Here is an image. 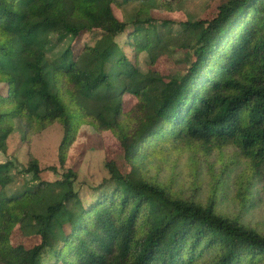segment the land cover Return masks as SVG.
Returning a JSON list of instances; mask_svg holds the SVG:
<instances>
[{"label": "trees", "instance_id": "obj_1", "mask_svg": "<svg viewBox=\"0 0 264 264\" xmlns=\"http://www.w3.org/2000/svg\"><path fill=\"white\" fill-rule=\"evenodd\" d=\"M185 2L0 0V152L17 120L24 140L63 131L58 167L0 162V264H264L246 216L264 195V0ZM104 132L124 169L107 157L84 201L77 166Z\"/></svg>", "mask_w": 264, "mask_h": 264}, {"label": "rangeland", "instance_id": "obj_2", "mask_svg": "<svg viewBox=\"0 0 264 264\" xmlns=\"http://www.w3.org/2000/svg\"><path fill=\"white\" fill-rule=\"evenodd\" d=\"M207 0H186L185 6L195 12L196 15H203L205 11L213 12L217 5L218 0H213L210 2V6L206 8ZM207 3V2H206ZM153 15L158 18L163 17L164 19L179 17L181 12L172 11L168 12L167 10L159 9L155 10ZM87 38V37H85ZM126 54L133 59V52L128 47H123ZM173 62V67L177 70H184L188 65L189 57L188 54H174L171 59ZM140 65L142 70L150 75L153 74V70L144 64L140 60ZM2 85V84H1ZM7 86L2 85L1 90L5 91ZM24 127L21 124L20 120L15 121L14 131L9 135L7 139V153L0 152V162L11 159L14 161V164L17 169H22L26 164L29 155L35 156L38 159L39 165L45 167L48 165H55L58 167V146L61 142L63 131L60 124H53L49 127H46L41 133L35 134L30 139H23ZM121 150L118 147L117 140L108 132L101 133L96 138L89 136L88 142L85 144V152L83 158L79 165L77 166L78 177L75 181V190L78 191L81 198L86 201L92 195L93 187L97 186L100 183L108 178L109 174L105 168V159L107 157L115 158L120 167H123L121 164L123 162ZM187 155V154H186ZM197 157L202 162L200 163V168L206 173L204 160L200 158V155L197 154ZM215 156H211V160H214ZM212 163V162H211ZM72 165V161H70ZM179 170L182 169V166L178 167ZM124 169V167H123ZM164 170V169H162ZM154 172V171H152ZM27 181L30 182V174L23 176ZM45 178L55 179L57 174L52 172H46ZM22 190V180L16 179L11 186H9V191L11 193H19ZM221 195V194H220ZM228 195L232 196V187L229 190V187H226L221 199L224 201L222 206L230 207V202L228 200ZM249 221L252 224H263L264 225V195H259L255 201V206L250 209L246 215ZM14 238L18 242L30 243L35 242L36 239L32 237H24L18 228L14 229Z\"/></svg>", "mask_w": 264, "mask_h": 264}]
</instances>
